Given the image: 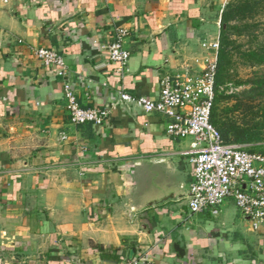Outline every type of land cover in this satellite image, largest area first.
I'll return each mask as SVG.
<instances>
[{
	"label": "crops",
	"instance_id": "crops-1",
	"mask_svg": "<svg viewBox=\"0 0 264 264\" xmlns=\"http://www.w3.org/2000/svg\"><path fill=\"white\" fill-rule=\"evenodd\" d=\"M227 1L0 0V264H264V228L232 198L193 217L177 196L195 140L118 104L121 90L156 100L165 76L200 74ZM118 28L130 32L122 75L106 51ZM41 47L63 55L66 79ZM65 82L83 108L109 110L104 124L71 122Z\"/></svg>",
	"mask_w": 264,
	"mask_h": 264
},
{
	"label": "built area",
	"instance_id": "built-area-1",
	"mask_svg": "<svg viewBox=\"0 0 264 264\" xmlns=\"http://www.w3.org/2000/svg\"><path fill=\"white\" fill-rule=\"evenodd\" d=\"M129 35L128 29L118 28L115 39L106 46L109 61L117 64L121 75L128 71L131 58L125 47ZM219 46V42L210 45L212 53L200 74L165 76L158 99L135 98L121 90L118 104L136 102L145 112L170 119L167 125L170 137L195 140L197 147L191 150L194 178L188 193L190 216L205 212L216 215L223 203L232 198L253 229L259 230L264 228V154L250 152L240 144L226 143L211 121L217 93ZM34 53L43 66L52 68L59 77H68L65 59L59 51L41 47ZM64 94L73 124H104L108 109L83 108L67 82ZM122 264H139V260Z\"/></svg>",
	"mask_w": 264,
	"mask_h": 264
},
{
	"label": "rangeland",
	"instance_id": "rangeland-1",
	"mask_svg": "<svg viewBox=\"0 0 264 264\" xmlns=\"http://www.w3.org/2000/svg\"><path fill=\"white\" fill-rule=\"evenodd\" d=\"M239 1L242 0H233V2L228 0L224 9L229 5L228 3ZM253 1H258L260 4L255 7L252 13L247 15L245 20L236 18L225 26L231 40L236 42L238 49L231 63L230 76L219 87L218 92L223 98L217 105V114L222 120H236L238 124L245 126L262 122L264 117V0ZM250 50L260 52L261 56L258 59L262 63H256L257 61L246 56V52ZM238 100L252 104L255 111L260 112V116L256 120H252L250 116L246 117L242 111L233 112L232 109ZM262 132L263 140L258 142L259 145L256 149L264 152V126ZM247 147L251 148L252 145ZM177 196L181 199L186 198L188 210V195L180 190ZM196 216L198 215L193 217Z\"/></svg>",
	"mask_w": 264,
	"mask_h": 264
},
{
	"label": "trees",
	"instance_id": "trees-1",
	"mask_svg": "<svg viewBox=\"0 0 264 264\" xmlns=\"http://www.w3.org/2000/svg\"><path fill=\"white\" fill-rule=\"evenodd\" d=\"M228 4L229 5L222 12V25L219 37L220 46L218 51L217 93L211 121L213 125L219 130L223 140L226 143L240 144L245 146L250 152H259L264 154V152L256 149V147L259 145L258 142L263 140L262 127L264 126V117L262 122H257L251 126H245L238 124L236 120H222V118H220L217 114L218 102L223 98L222 95L219 94L218 90L219 87H221V85L224 84L230 76L231 63L235 52L238 49L236 47V42L231 40L225 26L230 24V22L236 18H239V20H245L247 15L252 13L255 7L260 4V2L253 0H242L234 3L230 2ZM246 56H249L253 61H257L256 63H262V61L258 59V57L261 56L260 52L256 50H250L249 52H246ZM232 111H242V113H245L246 117L250 116L252 120H256L260 116V112L255 111V107L252 106V104H248L240 100H238L234 105ZM248 145H252V147L248 148ZM99 249L101 252L104 251L103 246H100Z\"/></svg>",
	"mask_w": 264,
	"mask_h": 264
},
{
	"label": "water",
	"instance_id": "water-1",
	"mask_svg": "<svg viewBox=\"0 0 264 264\" xmlns=\"http://www.w3.org/2000/svg\"><path fill=\"white\" fill-rule=\"evenodd\" d=\"M175 197L174 195H170V196H166L162 199H159V200H153L151 202L148 203L147 207H153V206H157V205H160V204H164L166 203L167 201L169 200H173Z\"/></svg>",
	"mask_w": 264,
	"mask_h": 264
}]
</instances>
